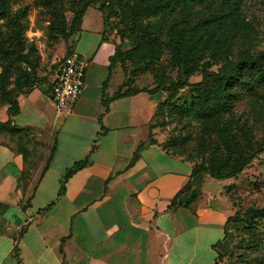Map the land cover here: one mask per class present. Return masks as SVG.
Returning a JSON list of instances; mask_svg holds the SVG:
<instances>
[{"label": "crops", "instance_id": "0c3cea01", "mask_svg": "<svg viewBox=\"0 0 264 264\" xmlns=\"http://www.w3.org/2000/svg\"><path fill=\"white\" fill-rule=\"evenodd\" d=\"M90 11L73 41L89 59L73 111L57 114L49 84H39L17 96L11 116L27 159L16 136L0 133V264H221L217 251H226L234 213L221 195L224 181L196 174L171 205L193 163L167 152L149 129L162 92L103 103L118 94L122 76L118 65L109 70L115 45L102 39L101 14L98 21ZM8 119V104H0V121ZM39 152L47 157L35 167Z\"/></svg>", "mask_w": 264, "mask_h": 264}, {"label": "trees", "instance_id": "16d2710c", "mask_svg": "<svg viewBox=\"0 0 264 264\" xmlns=\"http://www.w3.org/2000/svg\"><path fill=\"white\" fill-rule=\"evenodd\" d=\"M10 0H0V16L7 18V32L0 31V104H8L9 119L0 121V133L9 132L16 136L15 144L18 152L26 160L29 151L26 142L20 135L23 129L11 124V116L17 110V96L38 84L35 63L30 58L33 49L28 48L23 37L26 9L18 10L12 15L7 14ZM54 2L55 0H49ZM112 0H74L73 16L70 24L60 17V24L51 23V30L70 37L81 24L82 18L92 4ZM118 6L122 12L130 16L124 35L131 40L132 46L122 51L115 47L110 57V67L113 58H119L121 64L129 62L134 68L146 66L148 63L159 61L163 54L168 55V63L180 73V78L160 71L155 74L156 85L152 90L133 89L121 85L118 94L113 98L103 99L107 105L118 97L128 96L139 91L156 93L165 91L169 96L161 101L155 110L153 118L158 113L161 104L173 96L174 91L192 86L191 96L179 105H174L177 113L190 121L202 126L203 137L199 143L202 153L208 152V157H201L194 162V157L187 154L184 158L193 163L188 182L178 191L171 205L175 204L180 192L191 187L192 176L206 173L218 180L235 177L252 159L264 149V138L253 140L249 127L239 124L232 116L234 105L240 93L250 94L264 86V51L252 54L249 47H238L236 59L232 56L235 42L239 39L246 44L251 38L252 24L246 21L237 0H119ZM102 39L107 38V28L104 21ZM66 54L56 63H61ZM24 64L25 67H20ZM217 65V69L212 66ZM18 67L11 79L13 68ZM200 73L201 79L189 83L188 78L194 73ZM110 75V73H109ZM108 77L103 82V89ZM11 85V86H10ZM51 83L48 85L50 88ZM125 89L123 90V88ZM14 94V99H12ZM161 111V110H160ZM229 115V118H228ZM151 119V121L153 120ZM149 123V129L152 130ZM214 135V140L206 142V137ZM166 151L182 156L185 154V142L179 137L168 139ZM163 147V146H162ZM51 154L48 158L50 160ZM137 157L134 153L133 160ZM47 161V162H48ZM87 159L75 162L66 173L68 175L83 167ZM46 166L44 169H46ZM188 201L184 205H188ZM253 217H264V206L250 209ZM238 213L227 218L229 223L240 222ZM227 229H225L226 236ZM222 241L215 246L220 247ZM225 253L217 251V260L224 259Z\"/></svg>", "mask_w": 264, "mask_h": 264}, {"label": "rangeland", "instance_id": "374dc122", "mask_svg": "<svg viewBox=\"0 0 264 264\" xmlns=\"http://www.w3.org/2000/svg\"><path fill=\"white\" fill-rule=\"evenodd\" d=\"M118 2L119 0H112L105 3L103 7V1L92 4L89 17L99 21L95 12L98 11L102 16L103 23L105 21L107 39L115 47L119 46L122 51H125L132 46L131 40L124 35V29L130 21V16L120 10ZM237 2L240 4L246 21H249L253 28L251 38L246 44H243L241 39L235 42V49L230 57L233 60L236 59L238 47H249L252 54L264 51V0H237ZM74 4V0H55L54 2L49 0L9 1L7 14L12 15L24 8L27 11L23 19L26 25L23 33L27 45L25 52L32 47L33 51L30 58L35 63L38 84H50L56 63L66 54L68 49H73V41L81 31V24L70 37L62 36L61 33L51 30L49 25L51 23L59 25L61 16L69 25L73 16ZM6 22V16H0L1 32H7ZM112 61L114 67L119 66L122 85L131 86L133 89H154L157 81L155 74L160 71L173 76L175 80L180 78L177 69L169 65L166 53L161 56L159 61L148 63L144 67L142 65L134 68L129 62L121 64L119 58H113ZM19 65L25 67L24 64L19 63ZM217 67L214 65L212 69L216 70ZM15 69L19 70L18 67L13 68L11 79L16 74ZM200 79L201 74L196 72L188 78V82L195 83ZM193 90L192 86H186L172 92L173 96L161 104L158 113L151 121L153 125L151 129L154 130L153 135L159 136L160 145L165 149L168 139L179 137L185 142L186 152L183 157L190 154L194 157V162H198L201 157L205 159L208 157V152L202 153L199 150V143L203 137L202 126L179 115L174 106L188 99ZM159 92H162L165 97L169 96V93L165 91ZM12 99H14V94ZM232 116L237 123L249 127L253 140L263 139L264 86L260 87L255 94L246 91L241 92L234 105ZM205 139L206 142H211L214 140V135ZM46 157L42 152H39L32 160V165L36 167L37 163L45 160ZM223 181L221 195L229 200L234 213H238L241 221L229 223L224 238L226 251L224 259L220 263L264 264V217H253L250 212V209H258L264 206V149L239 174Z\"/></svg>", "mask_w": 264, "mask_h": 264}, {"label": "built area", "instance_id": "2783aa9c", "mask_svg": "<svg viewBox=\"0 0 264 264\" xmlns=\"http://www.w3.org/2000/svg\"><path fill=\"white\" fill-rule=\"evenodd\" d=\"M88 57L75 49L54 69L48 97L59 115H68L86 87Z\"/></svg>", "mask_w": 264, "mask_h": 264}]
</instances>
